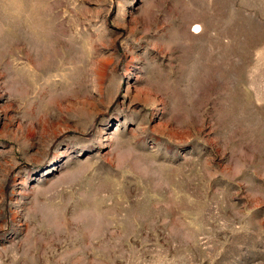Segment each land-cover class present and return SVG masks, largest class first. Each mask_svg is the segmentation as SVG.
Instances as JSON below:
<instances>
[{
    "label": "rangeland",
    "instance_id": "374dc122",
    "mask_svg": "<svg viewBox=\"0 0 264 264\" xmlns=\"http://www.w3.org/2000/svg\"><path fill=\"white\" fill-rule=\"evenodd\" d=\"M0 264H264V0H0Z\"/></svg>",
    "mask_w": 264,
    "mask_h": 264
},
{
    "label": "bare ground",
    "instance_id": "6f19581e",
    "mask_svg": "<svg viewBox=\"0 0 264 264\" xmlns=\"http://www.w3.org/2000/svg\"><path fill=\"white\" fill-rule=\"evenodd\" d=\"M194 28H195L194 32H199V31H201V30H200V27H199L198 25H195ZM74 57H75V56H74Z\"/></svg>",
    "mask_w": 264,
    "mask_h": 264
}]
</instances>
